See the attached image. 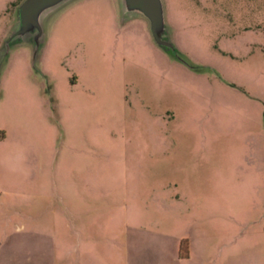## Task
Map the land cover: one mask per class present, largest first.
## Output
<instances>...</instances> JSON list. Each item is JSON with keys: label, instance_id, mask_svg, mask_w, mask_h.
I'll list each match as a JSON object with an SVG mask.
<instances>
[{"label": "rangeland", "instance_id": "obj_1", "mask_svg": "<svg viewBox=\"0 0 264 264\" xmlns=\"http://www.w3.org/2000/svg\"><path fill=\"white\" fill-rule=\"evenodd\" d=\"M14 2L0 0L8 245L22 203L42 230L56 217L53 264H160L179 235L181 264H264V0H164L177 54L120 0H68L35 56L3 46Z\"/></svg>", "mask_w": 264, "mask_h": 264}, {"label": "crops", "instance_id": "obj_2", "mask_svg": "<svg viewBox=\"0 0 264 264\" xmlns=\"http://www.w3.org/2000/svg\"><path fill=\"white\" fill-rule=\"evenodd\" d=\"M176 184V183H175ZM8 206V205H7ZM22 206L24 204H20L17 207L20 208L18 211V217L21 219L20 222L15 223L16 230H20L19 234L16 235L17 242L15 246L10 247L8 245V239L10 235L8 234V219L9 217L6 215H2L3 209L6 207L3 202L0 201V264H53V262L48 261L51 257V260H55L57 254L62 255V251L64 253L63 243H59L60 247H57V243L55 242L57 236L56 230V217L51 216L48 220L51 225H49L48 230H42L40 228L41 219L34 210H32L29 214L30 217H24ZM26 206V205H25ZM29 207V205L27 204ZM32 207V203H31ZM5 210V209H4ZM6 212V211H5ZM21 214V215H20ZM71 219V218H70ZM32 225H30V223ZM65 226L67 227L66 236L67 239L72 240V227L75 234H83V217L82 216H74V220H66ZM74 224V225H73ZM95 231L92 232L94 237L98 239H102L103 232L98 229V224L95 225ZM53 229V230H52ZM166 234V233H165ZM111 235L113 236L112 232ZM168 235V234H167ZM165 242L168 240L166 236H160ZM107 238L110 242H113V239L109 236ZM171 244L169 248V257L168 259H163L160 261V264H181L183 259L186 257L189 259L190 255L187 253L186 255H181L179 252V243L181 242L180 235L178 237H171ZM47 239V245H41V240L44 241ZM185 239V238H184ZM209 244V243H207ZM68 250L70 248H67ZM59 251V253H58ZM209 253V248L203 250V255ZM41 254H45L43 259L40 257ZM210 255V254H209ZM11 256H16V258L11 259ZM58 258V257H57ZM46 259V260H45ZM205 264H210L208 259H205ZM210 260V259H209ZM44 261V262H43ZM59 264H66L65 260H62Z\"/></svg>", "mask_w": 264, "mask_h": 264}, {"label": "water", "instance_id": "obj_3", "mask_svg": "<svg viewBox=\"0 0 264 264\" xmlns=\"http://www.w3.org/2000/svg\"><path fill=\"white\" fill-rule=\"evenodd\" d=\"M68 0H20L15 6V22L3 46L8 49L14 42L31 41L35 56L43 37L44 15ZM125 13H139L147 19L153 41L161 48L177 54L166 23L164 0H120Z\"/></svg>", "mask_w": 264, "mask_h": 264}, {"label": "trees", "instance_id": "obj_4", "mask_svg": "<svg viewBox=\"0 0 264 264\" xmlns=\"http://www.w3.org/2000/svg\"><path fill=\"white\" fill-rule=\"evenodd\" d=\"M19 1L20 0H18V2ZM18 2H14L13 4H17ZM179 252H180L181 255H186L187 254V240L186 239H182L181 240Z\"/></svg>", "mask_w": 264, "mask_h": 264}]
</instances>
